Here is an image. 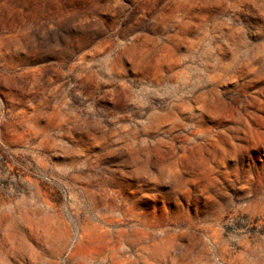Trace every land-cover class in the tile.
I'll use <instances>...</instances> for the list:
<instances>
[{
    "label": "rangeland",
    "instance_id": "obj_1",
    "mask_svg": "<svg viewBox=\"0 0 264 264\" xmlns=\"http://www.w3.org/2000/svg\"><path fill=\"white\" fill-rule=\"evenodd\" d=\"M0 264H264V0H0Z\"/></svg>",
    "mask_w": 264,
    "mask_h": 264
}]
</instances>
